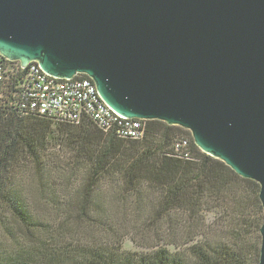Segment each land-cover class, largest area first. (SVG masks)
Returning <instances> with one entry per match:
<instances>
[{
	"label": "trees",
	"instance_id": "obj_1",
	"mask_svg": "<svg viewBox=\"0 0 264 264\" xmlns=\"http://www.w3.org/2000/svg\"><path fill=\"white\" fill-rule=\"evenodd\" d=\"M18 104L0 99V264H259V183L190 131L152 120L123 139Z\"/></svg>",
	"mask_w": 264,
	"mask_h": 264
},
{
	"label": "water",
	"instance_id": "obj_2",
	"mask_svg": "<svg viewBox=\"0 0 264 264\" xmlns=\"http://www.w3.org/2000/svg\"><path fill=\"white\" fill-rule=\"evenodd\" d=\"M0 53L87 76L122 118L190 131L264 208V0H0Z\"/></svg>",
	"mask_w": 264,
	"mask_h": 264
},
{
	"label": "built area",
	"instance_id": "obj_3",
	"mask_svg": "<svg viewBox=\"0 0 264 264\" xmlns=\"http://www.w3.org/2000/svg\"><path fill=\"white\" fill-rule=\"evenodd\" d=\"M8 93L18 98L17 108L28 114L76 125L88 117L103 131H114L123 139L138 140L145 135L146 120L120 117L102 100L90 78L57 79L37 63L22 69L20 62L9 61L0 53V99H6Z\"/></svg>",
	"mask_w": 264,
	"mask_h": 264
},
{
	"label": "rangeland",
	"instance_id": "obj_4",
	"mask_svg": "<svg viewBox=\"0 0 264 264\" xmlns=\"http://www.w3.org/2000/svg\"><path fill=\"white\" fill-rule=\"evenodd\" d=\"M213 218V215H209V219L211 220ZM123 248L124 250H127V251H134V250H140L139 248H137V246H135V244L133 243L132 240L130 239H127L123 242Z\"/></svg>",
	"mask_w": 264,
	"mask_h": 264
}]
</instances>
